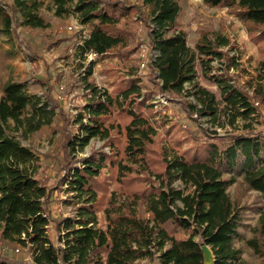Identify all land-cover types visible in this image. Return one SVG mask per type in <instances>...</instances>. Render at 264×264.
<instances>
[{"label":"trees","instance_id":"1","mask_svg":"<svg viewBox=\"0 0 264 264\" xmlns=\"http://www.w3.org/2000/svg\"><path fill=\"white\" fill-rule=\"evenodd\" d=\"M203 2L235 14L259 45L263 58L254 75L244 70L249 75L247 85L229 75L231 68L240 66L234 55L223 51L234 46L229 37L220 31L201 30L195 46L189 45L187 32L179 24L180 0H140L148 13L141 12L140 4L122 0H49L58 14L68 12L71 5L82 24H92L88 37L76 46L79 56L117 52L124 67V61L137 51L128 46L135 40V16L140 14L149 47L145 69L156 90L145 91L130 68V76H119L109 92L96 84L92 62L80 73V82L69 75L77 87L83 84L87 97L72 120L49 88L55 86L60 98L63 94L72 98L76 87L68 89L65 74L36 79L41 87L48 86L42 95L31 93L20 82L2 85L0 264H154L155 259L157 264H204L203 244L211 247L215 264H249L243 258L244 245L261 256L260 264H264L260 244L264 236V131L249 130L248 125L247 132L217 141L212 140L217 131L205 129L199 121L216 122L225 116L233 124L239 117L261 116L264 0ZM45 4L46 0H11L10 17L0 9L5 31L15 22L30 29L47 28L40 14ZM66 40L63 37L59 43ZM216 60L222 66L215 73ZM198 62L204 75L218 86L221 100L197 80ZM111 73L116 75L113 69ZM247 89H253V94ZM156 93L174 101L175 111L186 114L185 122L179 121L182 127L190 126L172 147L158 140L154 118L162 108L153 102ZM58 114L64 116L65 129L78 127L76 133L66 132V162L58 182L68 195L64 204L76 213L59 220L53 217L52 208L56 188L39 178L41 166L33 149L10 133L28 140L43 126L52 125ZM167 125L169 135L179 126ZM93 139L104 141L110 151L82 157ZM185 143L190 146L182 149ZM107 171L110 181L104 178ZM234 184L256 191L260 203L254 208L233 198L229 189ZM253 210L260 213V219L251 226ZM53 220L60 230L61 245L49 235ZM245 229L254 237H247ZM15 251L26 252L30 258L19 257Z\"/></svg>","mask_w":264,"mask_h":264},{"label":"rangeland","instance_id":"2","mask_svg":"<svg viewBox=\"0 0 264 264\" xmlns=\"http://www.w3.org/2000/svg\"><path fill=\"white\" fill-rule=\"evenodd\" d=\"M129 4H140V10L142 13H148V9L143 7L140 0H122ZM40 10V14L44 17L45 21L49 24L47 28L43 29H30L24 26H17L16 22L13 24L9 31H5L3 22L0 21V98L2 96L1 87L8 81H16L23 83L31 93L42 95L43 92L48 90V86L41 87L36 83L38 78H46L50 73L65 74L68 83V89L76 87L75 95L71 98L63 94L59 97V92L55 86H50L54 96H57L60 104L65 113L68 114L70 119H74L78 113L81 105L87 102V97L84 96L83 84L79 83V87L76 83L69 78V75L79 78L80 73L85 71L89 65L94 62L93 78L97 85L103 89H107L109 92L113 90V83L119 80V76L129 77L128 70L134 68L136 73L135 77H139L141 84L145 91L156 90L153 84L149 83L148 74L146 69L140 67L142 46L147 45L146 34L147 27L143 17L140 14L135 16L136 28L134 30L135 40L128 49L137 47V51L125 60L122 66L121 58L117 52H110L107 55L89 54L85 57L79 56L76 46L78 45L76 39L80 40L79 35H89L93 26L91 23L82 24L78 14L73 11V7L69 5L68 12L58 14L55 7L48 3ZM11 0H0V9L2 14L6 17L12 15V9L10 8ZM181 13L179 17L180 26L186 30L188 35V43L191 47L195 46L196 41L201 35V30L205 31H220L231 40V47L223 48V51H227L229 55L235 56L239 62L238 68H231L228 72L233 76L235 80L239 81L242 85H247L245 82L249 79L250 74H255L259 61L263 58L260 55L259 45L256 44L249 35L246 25L235 14L231 13L227 8L209 7L203 0H180ZM18 21V20H17ZM128 25H132L130 19L127 20ZM77 26L75 30H69L72 25ZM66 37V42H60V39ZM148 46V45H147ZM33 53H36L34 55ZM223 59L221 62L223 63ZM216 73L221 69L222 64L218 60L213 62ZM82 66V69H81ZM116 71V75H112L111 70ZM198 81L201 85L207 89L216 93L217 97L221 100V94L218 86L211 80V76H205L203 67L200 62L197 65ZM213 72V73H214ZM65 83V82H63ZM78 84V83H77ZM64 85V84H61ZM57 86V85H56ZM250 95L253 94V89H247ZM89 97V96H88ZM153 102L157 104V108L165 109L159 110L154 118V122L158 127V140L162 141L165 145L168 143L170 147L174 144L175 139L179 134H185L189 129V123L187 129L182 127L181 119L185 122L186 114L184 111L177 112L174 109V101H168V97L156 93ZM258 105V102H256ZM61 107V106H60ZM57 108V112L59 111ZM167 107V108H165ZM156 109V108H155ZM261 116L253 115L250 119H242L239 117L235 123L231 124L230 119L225 116L216 122H207L205 118H201L199 121L202 126L209 131H217V135L212 137L218 139L217 141H227L231 135L246 131L248 126L249 130L264 131V103L259 105ZM166 121V122H165ZM188 122V121H186ZM167 123H178V129L168 134ZM12 128V127H11ZM13 129V128H12ZM73 130L74 133L78 131V127L69 125L68 129L64 127V116L58 114L52 125H45L40 130L32 133L28 140L23 139L17 132L10 133L21 140L24 146L30 147L36 153L39 158V164L41 166L39 178L46 182L50 188H56L54 196L52 198L53 204V217L55 219H61L62 217L73 216L76 211L71 206L64 204V200L68 198V195L61 189L60 183L62 174L64 173V149L63 143L65 141V135L67 130ZM199 132V131H198ZM247 132V131H246ZM203 137V136H202ZM199 138V136H198ZM203 139V138H202ZM161 144V143H160ZM190 143H185L182 149L187 148ZM100 139H93L87 146L86 150L80 155L88 157L92 152H109V146ZM77 163V162H76ZM79 162L78 164H80ZM110 171L104 174V178L110 181ZM112 188V187H111ZM233 198H240L241 201L247 205L254 206V208L260 203L261 197L256 191H245L244 187L239 184H234L229 189ZM251 220L249 224L254 226L258 219H260V213L256 210L250 212ZM102 217V213H99ZM244 233L247 237H254L249 229H245ZM49 235L52 241L56 245H61L59 242L60 230L56 220L52 221L49 228ZM259 236V235H257ZM261 237V242L264 251V236ZM244 253L243 258L249 264H260L262 257L255 254L248 246H243ZM3 252L0 251V255ZM15 254L25 256V259H29L30 256L26 252H17ZM158 260L155 259L154 264H157Z\"/></svg>","mask_w":264,"mask_h":264},{"label":"built area","instance_id":"3","mask_svg":"<svg viewBox=\"0 0 264 264\" xmlns=\"http://www.w3.org/2000/svg\"><path fill=\"white\" fill-rule=\"evenodd\" d=\"M76 28H77V26L75 24V25L70 26L68 29L69 30H75ZM79 37L81 39L80 40L76 39L77 44L82 43L83 39H85L88 36L87 35H85V36L79 35ZM141 51H142V54H141L142 60H141L140 67L142 69H144V68H146L147 62H148V51H149V47L147 45H143ZM61 89H63V86H61Z\"/></svg>","mask_w":264,"mask_h":264},{"label":"water","instance_id":"4","mask_svg":"<svg viewBox=\"0 0 264 264\" xmlns=\"http://www.w3.org/2000/svg\"><path fill=\"white\" fill-rule=\"evenodd\" d=\"M204 264H215V255L210 246L203 244Z\"/></svg>","mask_w":264,"mask_h":264}]
</instances>
